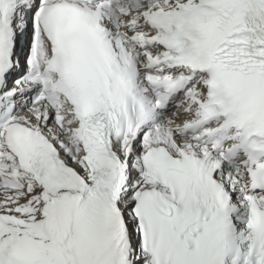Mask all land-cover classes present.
I'll return each instance as SVG.
<instances>
[{"label":"snow or ice","instance_id":"6c2138e0","mask_svg":"<svg viewBox=\"0 0 264 264\" xmlns=\"http://www.w3.org/2000/svg\"><path fill=\"white\" fill-rule=\"evenodd\" d=\"M0 264H264V0H0Z\"/></svg>","mask_w":264,"mask_h":264}]
</instances>
